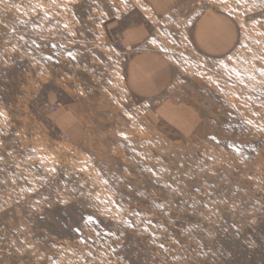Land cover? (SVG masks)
<instances>
[{"label":"rangeland","instance_id":"374dc122","mask_svg":"<svg viewBox=\"0 0 264 264\" xmlns=\"http://www.w3.org/2000/svg\"><path fill=\"white\" fill-rule=\"evenodd\" d=\"M0 264H264V0H0Z\"/></svg>","mask_w":264,"mask_h":264},{"label":"crops","instance_id":"0c3cea01","mask_svg":"<svg viewBox=\"0 0 264 264\" xmlns=\"http://www.w3.org/2000/svg\"><path fill=\"white\" fill-rule=\"evenodd\" d=\"M209 20L212 28L205 30L206 19L198 20L193 28V38L203 51L210 55L222 52V47L228 49L231 43L222 41L221 32L215 27L218 20ZM191 32V31H190ZM125 43L133 48V55L126 65V79L132 90L140 96L156 97L168 85L170 71L161 53L154 47L145 24H141L130 32H125ZM223 44V45H222Z\"/></svg>","mask_w":264,"mask_h":264},{"label":"built area","instance_id":"2783aa9c","mask_svg":"<svg viewBox=\"0 0 264 264\" xmlns=\"http://www.w3.org/2000/svg\"><path fill=\"white\" fill-rule=\"evenodd\" d=\"M117 42L119 43L120 46L127 48V46L124 45L123 37L121 34H117Z\"/></svg>","mask_w":264,"mask_h":264}]
</instances>
